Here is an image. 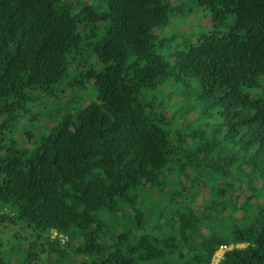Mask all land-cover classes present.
<instances>
[{
  "label": "trees",
  "instance_id": "16d2710c",
  "mask_svg": "<svg viewBox=\"0 0 264 264\" xmlns=\"http://www.w3.org/2000/svg\"><path fill=\"white\" fill-rule=\"evenodd\" d=\"M171 1L0 0V203L25 264H209L230 244L220 264H264V0ZM188 1L210 26L181 45L162 31ZM44 99L75 111L19 144Z\"/></svg>",
  "mask_w": 264,
  "mask_h": 264
},
{
  "label": "rangeland",
  "instance_id": "374dc122",
  "mask_svg": "<svg viewBox=\"0 0 264 264\" xmlns=\"http://www.w3.org/2000/svg\"><path fill=\"white\" fill-rule=\"evenodd\" d=\"M172 5L177 6L179 3L178 0H172ZM198 6H195L191 4L189 1L184 3L182 9H181V16L184 21L178 22V25L174 24V20L172 19L171 26L165 27V29L162 31V33H165L167 31L172 30L171 34L175 35L177 34L181 38L178 40L181 41V45L184 44V42H194L195 38L200 31H204V29H207L210 26L209 19L210 17L207 16V11H203L201 8L198 10ZM186 43V44H188ZM163 92V91H162ZM167 90H164V94ZM85 94V92H81V95ZM173 100H176L173 98ZM85 101V100H84ZM36 107L34 108V111L36 114H38L37 124L41 126H35V128L31 129L29 132H26L24 137H21L19 139V144L21 145H31L28 144L34 140L33 136L37 133L41 132L44 127V124H47L48 126H52L53 124L57 123L59 120V117L66 114L67 112H73L75 111L74 108L66 106L61 100L55 101L52 99H44L39 101L38 104H35ZM85 105V102L82 103V106ZM41 106V107H38ZM43 114H39V113ZM167 113H170V111H166ZM46 113H51V118H49ZM27 119V117H26ZM25 119L22 118L18 125L23 126ZM168 189V188H167ZM165 192L169 193L170 195H174V193L168 189L164 190ZM205 197V191L204 188L200 189L199 195L196 198L195 203L193 204L195 209H200L203 203ZM131 208L126 207V212L129 215V220L131 221L133 219V214L130 212ZM13 210L10 208H7V206L0 203V219L2 216H6L7 218L4 219L3 224H0V264H25L24 263V254L21 251H17L15 253H11L13 248L17 247L21 243V234L20 226H16L14 222L11 221L9 223L8 221L11 220V215L13 214ZM2 215V216H1ZM127 221V222H128ZM1 223V222H0ZM28 231V230H27ZM56 233L52 232L50 234V240L53 241L55 238ZM34 240V239H33ZM31 240V241H33ZM66 239L62 238L60 239V243H63ZM45 241V240H44ZM233 247H243V245H230L227 248L221 247V245L216 249L212 256V260L210 264H220L218 262V257L221 256L225 251L231 250ZM220 258V259H221ZM51 262V260H49ZM41 264V263H39Z\"/></svg>",
  "mask_w": 264,
  "mask_h": 264
},
{
  "label": "clouds",
  "instance_id": "9594fccd",
  "mask_svg": "<svg viewBox=\"0 0 264 264\" xmlns=\"http://www.w3.org/2000/svg\"><path fill=\"white\" fill-rule=\"evenodd\" d=\"M52 233V232H51ZM230 245H234V244H230ZM230 245H221V246H225L226 248L228 247V246H230ZM237 245H242V244H235L234 246H237ZM244 246V245H243ZM226 252V251H225ZM224 252V253H225ZM224 253H223V255H224ZM223 255H222V258H223ZM222 258H221V260H222ZM211 262V261H210ZM220 263V262H219ZM210 264V263H209Z\"/></svg>",
  "mask_w": 264,
  "mask_h": 264
},
{
  "label": "built area",
  "instance_id": "2783aa9c",
  "mask_svg": "<svg viewBox=\"0 0 264 264\" xmlns=\"http://www.w3.org/2000/svg\"><path fill=\"white\" fill-rule=\"evenodd\" d=\"M221 247H225V246H221ZM220 258H221V256H219V257H218V262H220V261H221V259H220ZM211 260H212V259H211Z\"/></svg>",
  "mask_w": 264,
  "mask_h": 264
}]
</instances>
